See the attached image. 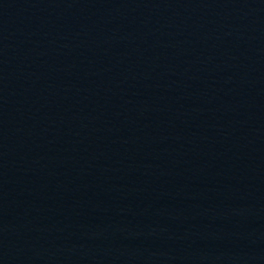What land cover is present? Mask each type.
<instances>
[{
  "label": "water",
  "instance_id": "95a60500",
  "mask_svg": "<svg viewBox=\"0 0 264 264\" xmlns=\"http://www.w3.org/2000/svg\"><path fill=\"white\" fill-rule=\"evenodd\" d=\"M0 264H264V0H0Z\"/></svg>",
  "mask_w": 264,
  "mask_h": 264
}]
</instances>
